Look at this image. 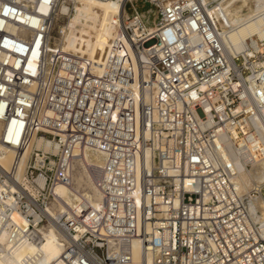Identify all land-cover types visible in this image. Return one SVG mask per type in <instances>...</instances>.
Returning a JSON list of instances; mask_svg holds the SVG:
<instances>
[{
    "label": "built area",
    "instance_id": "2783aa9c",
    "mask_svg": "<svg viewBox=\"0 0 264 264\" xmlns=\"http://www.w3.org/2000/svg\"><path fill=\"white\" fill-rule=\"evenodd\" d=\"M63 1L76 0H0V154L13 152L0 163V259L40 245L39 228L55 223L62 252L51 264L128 263L136 238L150 264H264L250 206L264 184L241 194L224 157L262 143L264 41L229 50L214 0H117L120 35L97 71L61 45ZM87 146L107 154L100 203L48 213Z\"/></svg>",
    "mask_w": 264,
    "mask_h": 264
},
{
    "label": "bare ground",
    "instance_id": "6f19581e",
    "mask_svg": "<svg viewBox=\"0 0 264 264\" xmlns=\"http://www.w3.org/2000/svg\"><path fill=\"white\" fill-rule=\"evenodd\" d=\"M214 1L216 4L212 8V13L217 17L220 34L229 50L234 53L242 52L245 47L244 41L250 36L256 35L257 39L264 41V0ZM138 4L141 6L140 2ZM241 6L251 11L243 13ZM122 12L123 3L117 0H76L72 8L69 2L63 1L56 18V25L65 26L61 45L66 50L80 53L86 61L96 63V69L100 71L111 39L120 35L119 27L114 24V20ZM146 20L149 29H155L159 24L156 18ZM53 41L57 43L58 39L53 38ZM123 43L124 51L130 53L126 40H123ZM260 48L264 51V45ZM259 125L261 144L250 145L252 151L248 153L236 150L232 146L224 153V157L232 162L234 179L241 194L249 195L254 190L259 191L264 184V122L261 121ZM35 142L37 146L51 148L50 143L39 138H36ZM257 146L259 152L256 150ZM75 154L73 170L76 173L73 174V184L59 185L55 200L48 208V213L54 216L59 212L66 213L71 208L83 209L86 203L93 205L100 203L95 180L107 154L100 148L88 146L77 148ZM12 157L11 150L3 151L0 154V163L8 168ZM250 206L256 219L264 224V197L260 195L250 197ZM15 218L20 224L26 223L25 217L21 214L15 215ZM38 233L42 237L40 245L30 243L15 248L0 259V264H51L57 260L62 252V239L56 224L40 227ZM5 238L6 233H3L1 241ZM132 252V260L123 264H150L152 256H145L140 238L133 240Z\"/></svg>",
    "mask_w": 264,
    "mask_h": 264
},
{
    "label": "rangeland",
    "instance_id": "374dc122",
    "mask_svg": "<svg viewBox=\"0 0 264 264\" xmlns=\"http://www.w3.org/2000/svg\"><path fill=\"white\" fill-rule=\"evenodd\" d=\"M241 9H242L243 13H244V12H245V13H248V12L251 11L249 8H246V7H244V6H243V7L241 6ZM246 9H247V10H246ZM247 11H248V12H247ZM216 18H217V17H216ZM221 24H222V23H221ZM74 173H76V172L74 171ZM92 176H93V175H92ZM90 178L93 179V177H91V176H90ZM73 180H74V179H73Z\"/></svg>",
    "mask_w": 264,
    "mask_h": 264
}]
</instances>
